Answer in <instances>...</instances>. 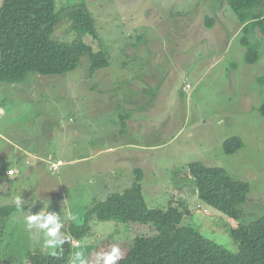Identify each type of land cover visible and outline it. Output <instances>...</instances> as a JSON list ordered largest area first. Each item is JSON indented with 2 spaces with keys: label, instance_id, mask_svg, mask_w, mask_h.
I'll list each match as a JSON object with an SVG mask.
<instances>
[{
  "label": "rangeland",
  "instance_id": "obj_1",
  "mask_svg": "<svg viewBox=\"0 0 264 264\" xmlns=\"http://www.w3.org/2000/svg\"><path fill=\"white\" fill-rule=\"evenodd\" d=\"M55 1L64 8L86 5L98 38L81 37L94 50L106 51L109 64L90 74L82 56L76 69L63 74L0 82V170L11 165L22 170L7 188L0 178V207L18 204L19 195L45 194L28 198L26 210L4 218L0 264H29L28 253H53L63 224H80L93 200L129 187L134 175L117 167L120 151L114 148L130 142L137 145L133 153L144 173L149 207L164 209L170 186H193L177 173L200 161L249 183L245 220L263 215L264 34L249 33L259 52V59L249 63L241 25L225 0ZM207 15L214 19L212 27L204 24ZM53 37L71 41L80 35L65 18ZM129 99L138 102V111L131 113L137 121L122 134L126 118L117 105L130 112ZM231 136L243 145L226 153L223 142ZM37 141L40 157L25 156L22 146L32 150ZM90 152L88 160L74 161ZM51 160L58 164L56 171L49 169ZM116 171L122 176L115 178ZM193 188L186 192L191 214L184 220L236 252L238 243L229 233L236 221L200 202ZM91 225V232L74 242L80 248L95 245L91 262L118 258L136 234L154 233L148 225L126 228L113 220Z\"/></svg>",
  "mask_w": 264,
  "mask_h": 264
},
{
  "label": "trees",
  "instance_id": "obj_2",
  "mask_svg": "<svg viewBox=\"0 0 264 264\" xmlns=\"http://www.w3.org/2000/svg\"><path fill=\"white\" fill-rule=\"evenodd\" d=\"M225 1L244 33L241 38L245 46L244 60L255 63L259 59L258 45L251 43L248 35L256 29L264 34V12L261 9L264 0ZM66 6L58 7L55 0H2L0 82L24 83L29 82L33 74H63L76 69L82 56L88 60L90 74L108 66V53L102 49L94 50L81 37L98 38L93 14L84 3ZM65 18L79 38L61 41L53 37L58 23ZM213 21L208 15L204 17L207 27H212ZM260 113L264 116V103L260 106ZM242 145L238 136H231L223 142V150L233 153ZM8 169L0 170V176L9 177L6 175ZM132 173L134 179L129 187L108 193L104 199L93 200L83 213L80 224H63L53 253H28L29 264H264V214L245 220L242 212L250 190L247 181L233 177L223 167L191 161L183 171L176 173L191 179L193 186L166 189L169 198L163 209L148 206L141 184L143 170L135 167ZM188 186L194 187L200 202L236 221L229 230L231 238L238 243L236 252L206 239L184 220L191 214L186 198ZM197 207L201 206L198 204ZM15 209L20 206L0 207V235L4 218ZM110 220L123 223L126 228L148 225L154 233L136 234L127 251L118 258L91 262L89 255L95 245L80 248L81 245L74 242L80 243L91 232L92 221ZM73 247L76 248L74 252Z\"/></svg>",
  "mask_w": 264,
  "mask_h": 264
},
{
  "label": "crops",
  "instance_id": "obj_3",
  "mask_svg": "<svg viewBox=\"0 0 264 264\" xmlns=\"http://www.w3.org/2000/svg\"><path fill=\"white\" fill-rule=\"evenodd\" d=\"M127 103L130 105V106L129 105L128 106L131 107L132 110L130 112H126V113H124V111H121V108L118 109L119 106L117 105L118 114H120V115L122 114L121 117L126 118L125 119V122L121 126V129L119 130L120 133H122V134L125 133V132H127L128 126H130V125L132 126L133 122L137 121V119L132 118L133 117V114H131V113H136L138 111L137 110L138 109V107H137V103L138 102L134 101L133 99H131V100L129 99V101ZM116 104H118V102ZM22 147H23V150L22 151L24 152L23 154L25 156L30 155L31 157H36V158L37 157H40L39 156V152H40L39 149H40V147L38 145V141H37L35 147L32 150L26 148L25 146H22ZM114 149L116 151L117 150L120 151L119 152L120 157L118 159V164H117V167L118 168L124 166V167L130 168L132 170L133 168L138 167V165H139L137 163L138 159L136 158L135 153H133L134 151H137V145L136 144H133V143L130 142L129 144H123V145L118 146V147H116ZM93 154L94 153L90 152V153H88V156L80 157V156H82V155H80L78 158L74 159V161H76V162L77 161H81V162L86 161ZM25 156L22 157V158L25 159ZM49 157H52L54 159L53 156H49ZM20 159L21 158L19 157L18 160H20ZM27 161L28 160H25V162H27ZM7 168H14L18 172H17V175L14 176V177H5V179H4V175L0 176V178L3 180V183H4L5 188H7V186L9 184H11L12 182H14L16 180V178H17L18 175H22V170L20 168H18L17 166L11 165V166H8ZM30 172H33L32 171V168H30ZM114 175H115V178L122 176L121 173L120 172H117V171L114 173ZM35 192H38V187H36L35 189L32 190V193H35ZM36 195H38L40 197L43 196V195L45 196L44 193H40V192L37 193V194H35V195H32V196L30 195V197H28V194L27 195H23L22 197H21V195H19L18 196V199H20V202L18 204H16V205H19L20 206V210L24 211V210H26L28 208V205H29L27 203L28 198H31V197L36 196ZM89 200H90V198L88 199V201ZM86 206H88V203L86 204Z\"/></svg>",
  "mask_w": 264,
  "mask_h": 264
},
{
  "label": "built area",
  "instance_id": "obj_4",
  "mask_svg": "<svg viewBox=\"0 0 264 264\" xmlns=\"http://www.w3.org/2000/svg\"><path fill=\"white\" fill-rule=\"evenodd\" d=\"M58 168V164L56 162H52V164L50 165V169L51 170H57ZM17 174V171L14 168H9L6 171V175H8L9 177H14Z\"/></svg>",
  "mask_w": 264,
  "mask_h": 264
}]
</instances>
